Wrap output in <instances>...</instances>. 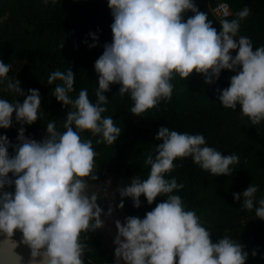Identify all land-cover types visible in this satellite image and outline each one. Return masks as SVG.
<instances>
[{
  "label": "clouds",
  "instance_id": "clouds-1",
  "mask_svg": "<svg viewBox=\"0 0 264 264\" xmlns=\"http://www.w3.org/2000/svg\"><path fill=\"white\" fill-rule=\"evenodd\" d=\"M108 7L113 17L112 42L104 45L94 64L98 78L95 103L86 89L71 98L75 75L70 68L48 77L47 84H55L52 95L57 102L71 105L62 133L55 121H49L41 141L25 136L23 126L38 120L40 93L29 89L25 95L21 82L8 76L10 64L0 60L3 90L25 97L23 103L0 99V129L12 127L13 114L21 125L15 145L0 135V264H24V257L16 251L21 244L29 250L28 264H84L87 244L82 234L103 229L105 213L97 194L88 193L87 179L97 180L96 153L92 140L82 139L81 133L90 132L99 137L97 144L107 145L115 144L121 135L113 118L102 116L109 101L104 93L110 91V85L120 86L121 97L130 95L134 102L130 112L142 116L161 100H171V81L176 76L185 81L195 73L211 85L222 71H230L235 74L229 87L217 89V100L225 109L235 111L239 105L241 117H247L253 126L264 121V46L253 50L248 37L236 38L240 22L250 14L247 7L236 13V19L222 20L219 32L194 0H108ZM92 40L98 37L92 34ZM63 46L61 42L60 48ZM155 140L159 141L155 156L148 154L145 160L151 166L147 179L136 176L119 187L118 207L123 209L125 198H131L137 209L141 196L148 205L158 197L166 199L143 219L129 216L123 223L115 221L116 264H246L244 246L230 237L213 242L195 211L185 210L181 197L173 194L184 188L183 183L165 178L174 170L177 158L191 157L204 171L221 176L232 174L230 166L239 157L206 146L201 134L179 133L168 127H160ZM9 147L14 154H9ZM13 186L14 192L6 190ZM257 191L252 184L243 191L241 210H253ZM233 199L239 202L241 194L233 193ZM258 204L255 215L264 221V199ZM112 212L109 207L106 215L110 217ZM17 233L21 234L19 241L14 239ZM256 255L253 251L252 256Z\"/></svg>",
  "mask_w": 264,
  "mask_h": 264
},
{
  "label": "trees",
  "instance_id": "trees-1",
  "mask_svg": "<svg viewBox=\"0 0 264 264\" xmlns=\"http://www.w3.org/2000/svg\"><path fill=\"white\" fill-rule=\"evenodd\" d=\"M218 1L194 0L218 32L222 20L236 19V13L247 7L250 14L240 22L236 38L248 37L253 50L264 46V0H226L230 14L222 19L212 12ZM112 23L108 0H55V3L48 0L47 4L45 0H0V60L10 64L8 76L21 82L25 95L29 89H38L41 97L38 120L30 126H23L27 138L41 141L49 121L56 122L57 131H65L63 120L71 105L63 106L52 95L55 84H47L52 72L70 68L75 75L74 91L69 94L71 98H77L80 90L86 89L90 101L95 103L98 78L94 64L102 55L104 45L112 42ZM92 34L98 37L97 41L92 40ZM61 42L64 44L62 49ZM93 43L97 46L90 48ZM234 74L222 71L219 80L211 85L205 84L204 77L195 73L185 81L176 76L171 81V100H161L142 116L130 112L134 106L130 95L121 97L118 93L120 86L110 85V91L104 93L109 101L102 116H111L122 132L113 145L97 144L98 136L93 137L87 131L81 133L82 139L92 140L96 153L94 174L97 180L88 178L87 183L99 184L104 172L122 187L130 184L136 176L147 179L151 166L145 164V160L148 154L155 156L154 147L159 143L155 136L162 126L179 133L201 134L206 146L223 155L239 157V162L230 166L232 174L213 176L188 157L177 158L174 170L165 178H175L177 183H183L184 188L173 194L181 197L185 210L195 211L202 226L211 233L213 242L230 237L248 252L246 264H264V221L255 215L258 201L264 199V121L253 126L247 117H241L239 105L235 111L225 109L217 100V89L229 87ZM3 87L0 85V99L9 102L16 99L23 103L24 96L16 97ZM20 127L13 114L12 127L0 129V135H6L15 145ZM8 151L10 155L14 154L12 147ZM251 184L258 189L254 208L241 210L242 193ZM6 190L14 192V186ZM233 193L241 194L239 202L233 199ZM163 199L166 196L158 197L148 205L141 196V206L137 209L131 198H125L123 209L118 208L126 217L143 219ZM118 200L119 205V193ZM81 238L87 244L84 264H112L114 248L103 246L99 230L82 234ZM253 251L257 253L255 257Z\"/></svg>",
  "mask_w": 264,
  "mask_h": 264
},
{
  "label": "rangeland",
  "instance_id": "rangeland-1",
  "mask_svg": "<svg viewBox=\"0 0 264 264\" xmlns=\"http://www.w3.org/2000/svg\"><path fill=\"white\" fill-rule=\"evenodd\" d=\"M134 121L138 123L139 119H134ZM119 187H122L121 184L116 180H113L112 176L106 172H104L103 178L100 180L99 184H88L89 195L94 192L97 194L98 200L102 198L101 202L97 201V203L105 213V215L101 217V219L104 221V228L101 229V241L105 248H114L113 240L117 234L115 221L120 220L123 223L126 218V215L118 208ZM109 207H112L113 209L112 215L110 217L106 215ZM107 226L111 227V229L108 231L106 230ZM113 264H116L115 260ZM121 264H123V262H121Z\"/></svg>",
  "mask_w": 264,
  "mask_h": 264
},
{
  "label": "built area",
  "instance_id": "built-area-1",
  "mask_svg": "<svg viewBox=\"0 0 264 264\" xmlns=\"http://www.w3.org/2000/svg\"><path fill=\"white\" fill-rule=\"evenodd\" d=\"M213 14L218 18H225L230 14V6L226 0H219L212 8Z\"/></svg>",
  "mask_w": 264,
  "mask_h": 264
},
{
  "label": "water",
  "instance_id": "water-1",
  "mask_svg": "<svg viewBox=\"0 0 264 264\" xmlns=\"http://www.w3.org/2000/svg\"><path fill=\"white\" fill-rule=\"evenodd\" d=\"M100 231V230H99ZM101 233V231H100ZM3 237H0V239H2ZM14 239H16L17 241H19L21 239V234L17 233L14 237ZM20 255H22L24 257V264H28V259L30 256L29 250L23 246L22 244L20 245V247L17 248L16 250ZM115 257L114 255L112 256V264L114 263Z\"/></svg>",
  "mask_w": 264,
  "mask_h": 264
},
{
  "label": "crops",
  "instance_id": "crops-1",
  "mask_svg": "<svg viewBox=\"0 0 264 264\" xmlns=\"http://www.w3.org/2000/svg\"><path fill=\"white\" fill-rule=\"evenodd\" d=\"M110 229H111V227H109V226L106 227V230H107V231L110 230ZM100 231H101V230H100Z\"/></svg>",
  "mask_w": 264,
  "mask_h": 264
}]
</instances>
